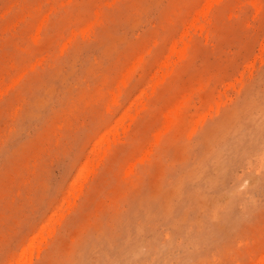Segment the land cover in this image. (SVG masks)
I'll use <instances>...</instances> for the list:
<instances>
[{
    "label": "rangeland",
    "instance_id": "374dc122",
    "mask_svg": "<svg viewBox=\"0 0 264 264\" xmlns=\"http://www.w3.org/2000/svg\"><path fill=\"white\" fill-rule=\"evenodd\" d=\"M0 264H264V0H0Z\"/></svg>",
    "mask_w": 264,
    "mask_h": 264
}]
</instances>
